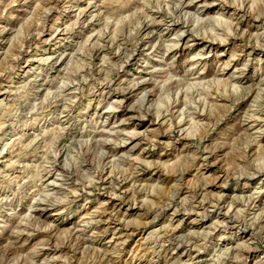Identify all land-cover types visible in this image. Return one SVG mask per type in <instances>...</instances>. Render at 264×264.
Listing matches in <instances>:
<instances>
[{
	"label": "rangeland",
	"instance_id": "1",
	"mask_svg": "<svg viewBox=\"0 0 264 264\" xmlns=\"http://www.w3.org/2000/svg\"><path fill=\"white\" fill-rule=\"evenodd\" d=\"M183 1L0 0V264H264V0L167 14ZM183 22L215 31L219 46L175 35ZM147 23L173 32L128 62ZM190 56L200 64L185 66ZM147 82L168 119H128ZM178 88L192 89L182 123ZM171 222L182 246L164 239Z\"/></svg>",
	"mask_w": 264,
	"mask_h": 264
},
{
	"label": "bare ground",
	"instance_id": "2",
	"mask_svg": "<svg viewBox=\"0 0 264 264\" xmlns=\"http://www.w3.org/2000/svg\"><path fill=\"white\" fill-rule=\"evenodd\" d=\"M57 1V0H56ZM194 1L195 0H184L183 2H182V4L177 8V9H174L173 10V12L172 13H167V14H170V16L171 15H173V17L174 16H176L177 14L179 15V14H182V13H184V14H188V12H190L188 9H190V8H192V5L194 4ZM216 1V0H215ZM226 1V0H225ZM234 1V0H233ZM164 2V1H163ZM180 2V1H179ZM239 2V1H238ZM73 3H74V1H73ZM75 3H76V1H75ZM79 3V2H78ZM78 3H76V4H74L75 6L76 5H78ZM224 3V2H223ZM80 4V3H79ZM169 4V3H168ZM194 5H196V4H194ZM224 5V4H223ZM239 5V4H238ZM241 6H243L242 4H240ZM170 6V5H169ZM80 8V7H79ZM204 8V7H203ZM236 8V7H235ZM87 9V5L86 6H84V8L82 7V8H80V12H85V10ZM165 9V8H164ZM206 9V8H205ZM257 9V8H256ZM62 10V9H61ZM133 11V10H132ZM167 12V11H166ZM166 12H165V14H166ZM196 13V12H195ZM198 13V12H197ZM205 13V12H204ZM164 14V15H165ZM31 15V14H30ZM114 15V14H113ZM140 15V14H139ZM163 15V16H164ZM264 16V15H263ZM172 17V18H173ZM198 17H199V14H198ZM231 17V16H230ZM27 18V17H26ZM174 18H176V17H174ZM181 18V17H180ZM188 18V17H187ZM201 18V17H200ZM214 18V21L215 22H219V21H221V23L223 22V21H226L225 19H226V17L225 16H223L222 14H220V13H218V15H215V17H213ZM178 19V18H177ZM197 19V18H196ZM172 20V19H171ZM213 20V19H212ZM232 20V19H231ZM263 20H264V18H263ZM169 21V20H168ZM211 21V20H210ZM133 22V21H132ZM172 22V21H171ZM195 22H199V20H196ZM209 22V21H208ZM139 23V22H138ZM156 23V22H155ZM186 26H184L183 25V28H184V30L185 31H176L175 32V35H179V32L181 33V35H182V33L184 32H187L188 34H189V36H196V37H194V39L197 41V40H204L205 41V43H204V48L206 49L207 48V50H213V49H215V48H217L218 46H219V42L217 43V40H219V39H217V37L215 38L214 37V33H215V31H207L208 30V28L207 27H204V31L202 32V31H200L201 30V28H199L198 26H193V24H190L189 25V22H183ZM186 23H188V24H186ZM225 24L227 23V22H224ZM228 23H231V22H228ZM201 24V23H200ZM237 25H238V23H237ZM210 26V25H209ZM234 26V25H233ZM232 26V27H233ZM260 26V25H259ZM194 27V28H193ZM203 27V26H202ZM227 28H228V26H226ZM230 27V26H229ZM239 27V26H238ZM59 29H60V27H58ZM150 28H152L151 27V24H142L139 28H138V31H137V33H135L136 34V37H135V39H136V43H134L135 44V46H134V48H135V50H134V52H133V50H132V58H131V56L129 57V59H128V62L130 61H133L134 59H138V57L140 56H142L144 53V50H146L147 48H145V49H142V47H147L148 46V44L150 45V43H152L153 41H155L156 39H158V38H162L163 36L165 37V36H169V34H172V32L173 31H169L168 33H166V34H164V33H162V34H158V36H156L157 35V32L155 33V31H151L150 30ZM214 28V27H213ZM231 28V27H230ZM207 29V30H206ZM215 29V28H214ZM229 29V28H228ZM25 30V29H24ZM183 30V29H182ZM216 30H217V28H216ZM222 30V29H221ZM230 30V29H229ZM57 31V30H56ZM245 31V30H244ZM202 32V33H201ZM226 32V31H225ZM247 32V31H246ZM221 34H222V32H220ZM224 33V32H223ZM258 33V32H257ZM217 35H218V33H217ZM248 35V34H247ZM220 36V35H219ZM223 36V35H222ZM221 36V37H222ZM113 37V36H112ZM163 37V38H164ZM180 37V36H179ZM254 37V36H253ZM114 38V37H113ZM179 39V38H178ZM216 39V40H215ZM249 39V38H248ZM247 39V40H248ZM251 39V38H250ZM224 39H222L221 40V42L223 41ZM226 40V39H225ZM224 40V41H225ZM256 40V39H255ZM175 41V40H174ZM176 41H178V40H176ZM176 41H175V43H176ZM135 42V41H134ZM173 42V41H172ZM254 42V41H253ZM174 43V42H173ZM180 41H179V45H180ZM261 43V42H260ZM178 44V43H177ZM225 44V43H224ZM258 44V43H257ZM257 44H253V49H257V48H259L260 46L259 45H257ZM171 45V44H170ZM169 45V46H170ZM154 46V45H153ZM167 46V45H166ZM172 46H174L175 47V45H172ZM150 47H151V45H150ZM155 47V46H154ZM162 47H164L163 46V44H160L159 46H157V49H158V51L156 50L155 52H159L160 53V51L159 50H161L162 49ZM179 47V46H178ZM142 50H141V49ZM149 49H152V48H149ZM103 50H105V49H103ZM164 52V51H163ZM166 53H167V50H166ZM165 52L163 53V56L165 57V54H166ZM200 53V52H199ZM198 53V54H199ZM130 54V53H129ZM197 54V55H198ZM200 55V54H199ZM194 56H190V58H186V60L184 61V64H185V66H194V65H196V64H198L199 63V60L198 61H196V62H194L193 60H191V58H193ZM202 57H203V55H202ZM166 58H168L169 59V55H168V57H166ZM195 59V58H194ZM197 59V58H196ZM181 60V59H180ZM74 61V60H73ZM205 61V60H204ZM249 61V60H248ZM203 62V61H202ZM201 62V63H202ZM229 62V61H228ZM248 63V62H247ZM245 64V65H248V64ZM200 64V63H199ZM227 64H229V63H227ZM232 64V63H231ZM246 70L248 69L247 67L245 68ZM244 69V70H245ZM245 70V71H246ZM147 71V70H146ZM148 72V71H147ZM152 75H155L154 74V72L153 71H151L150 72ZM141 75L138 77V78H140L138 81H141V78L143 79V77H145L146 75H145V72H144V70H142L141 71V73H140ZM193 74H195V73H193V72H191V73H189L187 70H185L184 71V75L186 76V78H188V79H194V80H196V82H197V80L198 81H203L202 79H204V76H202V75H199V76H194ZM194 77H193V76ZM176 76V75H175ZM182 76V75H181ZM192 76V77H191ZM118 77H120V75L118 76ZM179 78V77H178ZM183 78V77H182ZM222 79V78H221ZM145 80V79H144ZM144 80H142V81H144ZM151 80V79H150ZM169 80V79H168ZM171 80V79H170ZM175 80V79H174ZM185 80V79H184ZM217 80H219V79H217ZM135 81V80H134ZM138 81H137V83H138ZM148 81V80H147ZM111 82V81H110ZM168 82V81H167ZM171 82V81H170ZM177 83H179L178 82V80L176 81ZM193 82V81H192ZM220 82V81H219ZM218 81H217V83H219ZM222 82V81H221ZM35 83V82H34ZM136 83V84H137ZM194 83L195 82H193V84H191V85H194ZM200 83H203V82H200ZM148 84V82L147 83H144V84H142V85H140L138 88H136L135 90L137 91H140V90H143V91H141V92H139L140 94H139V96H138V105H134L133 107H131V110H130V116L128 117V119H133V117H135V115H139V116H146V115H148L149 113H151V112H153V114H155L156 116H157V119L156 120H158L159 118H165V120H166V118L168 117V116H166L165 115V107H166V109L167 110H169V106H168V108H167V106L164 104L163 106H162V104L158 101L157 102V104H156V106H154V104L151 102V98L153 97V93L152 92H150V90L148 91V89L146 90V87L148 86L147 85ZM176 84V83H175ZM180 84V83H179ZM205 84V83H204ZM138 85V84H137ZM163 85V84H162ZM184 85V84H183ZM189 85V84H188ZM187 85V86H188ZM195 86V85H194ZM208 86V85H207ZM207 86H205V87H207ZM105 87V86H104ZM162 87V86H161ZM171 87V86H170ZM180 87V86H179ZM189 87H190V85H189ZM188 87V88H189ZM192 87V86H191ZM131 88V87H130ZM187 88V89H188ZM198 88V87H197ZM197 88H196V90H197ZM191 89V88H190ZM190 89H188V90H182V88H178V90L176 91V103H178L177 105H176V108H177V112H179V114H178V117H180V121H178V123H182V122H184L185 121V114H187L186 113V110H185V108H182L183 107V105H185V106H187V96H190V93L191 92H189V90ZM208 89V88H207ZM232 89V88H231ZM192 90V89H191ZM211 90V89H210ZM118 92V91H117ZM197 92V94L199 95V94H202L203 93V91H199V90H197L196 91ZM210 92V91H209ZM123 93L124 92H119L118 93V95H117V97H118V99L123 95ZM126 93V92H125ZM205 93H207V92H205ZM204 93V94H205ZM193 94V93H192ZM191 94V95H192ZM157 95V94H156ZM198 95H197V97H198ZM209 95V94H208ZM183 97H184V99H183ZM203 97V96H202ZM202 97H201V99L200 100H202ZM188 98H190V97H188ZM208 98V97H207ZM172 99V98H171ZM123 100H125V99H123ZM195 100V99H194ZM99 101V100H98ZM118 101H121V100H118ZM191 101V100H190ZM189 101V102H190ZM193 101V100H192ZM199 101V100H198ZM204 101H206V99L204 100ZM121 102H123V101H121ZM171 102V101H170ZM195 102V101H194ZM202 102V101H201ZM117 103V102H116ZM137 103V102H136ZM154 103H155V101H154ZM196 103V102H195ZM203 103V102H202ZM198 104V103H197ZM201 104V103H200ZM99 105V104H98ZM97 105V106H98ZM168 105V104H167ZM206 105V104H205ZM204 105V103H203V107L205 106ZM165 106V107H164ZM197 106H199V104L197 105ZM90 107V106H89ZM162 107H164V109L162 108ZM191 107V106H190ZM206 107V106H205ZM60 108V107H59ZM175 108V109H176ZM97 110H98V108H96ZM173 109V108H172ZM193 109V108H192ZM203 109V108H202ZM205 110V109H204ZM65 111V110H64ZM63 111V112H64ZM96 111V110H95ZM94 111V112H95ZM101 112V111H100ZM202 112H204V111H202ZM67 113V112H66ZM96 113V112H95ZM102 113V112H101ZM99 114V113H98ZM103 114V113H102ZM101 114V115H102ZM153 114H151V115H153ZM195 114V113H194ZM187 116V115H186ZM255 116V115H254ZM253 116V117H254ZM125 117V116H124ZM155 117V116H154ZM169 117H171V120H173V115L172 116H169ZM177 117V118H178ZM258 117V116H257ZM64 118V117H63ZM74 117L72 116V114L69 112L67 115H66V121L65 122H69V120H71V119H73ZM193 118V117H192ZM168 119V118H167ZM179 119V118H178ZM194 119V118H193ZM108 120V119H107ZM124 120V119H123ZM187 120V119H186ZM90 121V120H89ZM189 122V121H188ZM7 123V122H6ZM63 125V124H62ZM136 127V126H135ZM251 128V127H250ZM131 129V128H130ZM261 129V128H260ZM116 130V129H115ZM128 130V129H127ZM134 130H135V128H134ZM56 132V131H55ZM59 132V131H58ZM57 132V133H58ZM132 132H135V131H132ZM138 132V131H137ZM80 133V132H79ZM131 133V132H130ZM139 133V132H138ZM138 133H135L134 135H136V134H138ZM69 135H70V142L72 143V140H75L74 138L76 137V136H78L77 134V132H74V131H72V130H70V132L68 133ZM80 135H81V133H80ZM91 135V134H90ZM89 135V136H90ZM95 135H97V134H94L93 136H95ZM142 135V134H141ZM38 136V135H37ZM92 136V137H93ZM99 136V135H98ZM55 138H58L59 137V140H61V142H64L63 140H65L64 139V136L63 135H60V136H54ZM80 137V136H79ZM133 137V135H131V138ZM134 138V137H133ZM77 140H76V142L78 141V138H76ZM99 139V138H98ZM97 139V140H98ZM69 140V139H68ZM103 140H101V143H103L102 142ZM129 141V140H128ZM133 141V140H132ZM143 141V140H142ZM56 142V140L54 141V143ZM57 142H58V140H57ZM98 142V141H97ZM100 142V141H99ZM125 142H127V140L125 141ZM23 143V142H22ZM31 143V142H30ZM69 143V142H68ZM70 143V144H71ZM117 143V142H116ZM124 143V142H123ZM133 143V142H132ZM20 144V143H19ZM63 144V143H62ZM103 144H105V141H104V143ZM134 144H136V142L134 143ZM129 145V144H128ZM138 145V144H137ZM136 145V146H137ZM66 146H67V144H66ZM108 146V145H107ZM110 146V145H109ZM134 146V145H133ZM132 146V147H133ZM135 146V147H136ZM56 147V146H55ZM65 147V146H64ZM101 147H103V146H101ZM134 147V148H135ZM55 149V148H54ZM103 149V148H102ZM75 150V149H74ZM104 150H106V149H104ZM117 151V148H115V149H112V148H109V150H108V152L109 153H111V152H114V151ZM64 151V150H63ZM66 151V150H65ZM129 151H130V149H129ZM125 152V151H124ZM41 153V152H40ZM105 153V152H104ZM117 153V152H116ZM127 152H125L124 154H126ZM61 154H62V152H61ZM106 154H107V152H106ZM113 154V153H112ZM108 155V154H107ZM114 155H116V154H113L111 157H114ZM123 155V154H122ZM121 155V156H122ZM127 155V154H126ZM128 155H129V153H128ZM131 155H132V153H131ZM207 155V154H206ZM55 156V155H54ZM57 156V155H56ZM103 156H106L105 154L103 155ZM60 157V156H59ZM117 159H118V157H120V156H118L117 157V155L115 156ZM126 156H124V158H125ZM204 157V156H203ZM121 158V157H120ZM124 158H122V159H124ZM64 159V158H63ZM56 160V159H55ZM59 160V159H58ZM115 160V159H114ZM114 160H112V161H114ZM59 161H61V160H59ZM65 161V160H64ZM67 161V160H66ZM40 162V161H39ZM63 163V162H62ZM56 164V163H55ZM144 164V163H143ZM50 165H52V164H50ZM106 167V166H105ZM151 167V166H150ZM110 169V168H109ZM113 171V170H112ZM250 171V170H249ZM105 172V171H104ZM111 172V171H110ZM100 173H102V172H100ZM48 174V173H47ZM50 174H51V171H50ZM111 174H113L112 172H111ZM102 175H104V179L106 178V177H108L109 175H110V173H109V171L107 172V173H105V174H102ZM96 176V175H95ZM48 177V176H47ZM52 177V176H51ZM97 177V176H96ZM103 177V176H102ZM101 178V177H100ZM14 179V178H13ZM56 179V178H55ZM40 180V179H39ZM54 181V179H52L51 180V182H53ZM49 187V186H48ZM52 187V186H51ZM48 190V189H47ZM114 193V192H113ZM190 193V192H189ZM119 195V194H118ZM145 195V194H144ZM186 195V194H185ZM199 196V195H198ZM205 196V195H204ZM218 196V195H217ZM219 196H220V194H219ZM218 198V197H217ZM240 198V197H239ZM193 199V198H192ZM189 200V199H188ZM241 200V199H240ZM187 201V200H186ZM31 202V201H30ZM187 202H189V201H187ZM195 202V201H194ZM211 202V201H210ZM217 203H219V201L217 202ZM184 205H186V204H184ZM193 205V204H192ZM214 205V204H213ZM217 206L216 207H218V204H216ZM241 205V204H240ZM181 206V205H180ZM209 206V205H208ZM223 206V208H224V206L225 205H221V207ZM214 207H215V205H214ZM234 207V206H233ZM106 208V207H105ZM104 208V209H105ZM186 208V207H185ZM187 208H188V206H187ZM223 208H221V209H223ZM230 208V207H229ZM41 209H43V208H41ZM177 210V209H176ZM175 210V211H176ZM211 210V209H210ZM102 211V210H101ZM109 211V210H108ZM188 211V210H187ZM186 211V212H187ZM222 211V210H221ZM107 212V210H105V211H103V212H99L98 213V211H96V213H94V214H92V213H85V214H87V216L89 215V218H87L86 220H83V222H91L92 220H95V221H98V222H101V221H105L107 218V216H106V213ZM193 212V211H192ZM226 212L227 213H224V214H222V215H224V216H226L227 214H229V212L226 210ZM177 213V212H176ZM197 213V212H196ZM219 213H220V209H219ZM109 214V213H108ZM111 215V214H110ZM109 215V216H110ZM86 216V217H87ZM230 216V215H229ZM85 217V216H84ZM242 217V216H241ZM110 218V217H109ZM108 218V219H109ZM112 218V217H111ZM220 217H218V219H219ZM231 217H229V220L231 221V219H230ZM235 218V217H234ZM28 219V218H27ZM98 219V220H97ZM91 220V221H90ZM223 220V219H222ZM228 220V221H229ZM235 220V219H234ZM218 221H220V220H218ZM226 220H224V222H225ZM151 222V221H150ZM93 223H94V221H93ZM151 223H153V222H151ZM179 223V222H178ZM235 223V222H234ZM109 224V223H108ZM171 226H172V222L171 223H169ZM169 224H167V225H169ZM216 224V226L218 225L217 223H215ZM98 225V224H97ZM169 225V226H170ZM174 225V224H173ZM181 225V224H180ZM99 226H100V224H99ZM108 226V225H107ZM166 226V225H165ZM87 227V226H86ZM97 227V226H96ZM105 227V226H104ZM163 227V226H162ZM168 227V226H167ZM173 227V226H172ZM233 227H235V226H233ZM249 227V226H248ZM95 228V227H94ZM87 229V228H86ZM100 229V228H99ZM103 229V228H102ZM106 229H107V227H106ZM106 229H104V231L106 230ZM169 229V228H168ZM213 230H216V229H213ZM226 230V229H225ZM101 231V230H100ZM169 231V230H168ZM167 231V232H168ZM189 231V230H188ZM193 231H194V229H193ZM196 231V230H195ZM207 232H209V231H207ZM169 233V232H168ZM198 233V232H197ZM164 234V233H163ZM161 235H162V233H161ZM225 235V234H224ZM223 234L222 235H220L221 237H220V241L222 240V239H224L225 238V236H224ZM150 236V235H149ZM159 236V235H158ZM209 237V236H208ZM158 238V237H157ZM166 238H168V241L170 242V246L171 245H175V246H182V243L184 244V241H183V238H185V236H183V238H182V233H181V229H179V226H177L176 224L174 225V227L171 229V233L170 234H166L165 236H164V239H165V241H166ZM162 239V238H161ZM164 239H163V241H164ZM189 242V241H188ZM188 242H187V244H188ZM166 243V242H165ZM226 244V243H225ZM87 245V244H86ZM195 245V244H194ZM193 245V246H194ZM195 248V247H194ZM84 249V248H83ZM175 251V250H174ZM173 251V252H174ZM133 254H135V256L138 254V251H136V250H134L133 252H132ZM88 255V254H87ZM182 258V257H181ZM178 260V259H177ZM179 264V263H178Z\"/></svg>",
	"mask_w": 264,
	"mask_h": 264
}]
</instances>
